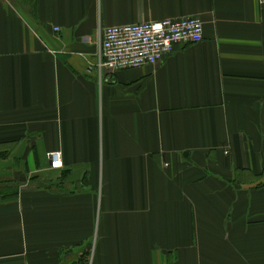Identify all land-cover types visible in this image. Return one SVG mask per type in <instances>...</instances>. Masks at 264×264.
<instances>
[{"label": "crops", "instance_id": "1", "mask_svg": "<svg viewBox=\"0 0 264 264\" xmlns=\"http://www.w3.org/2000/svg\"><path fill=\"white\" fill-rule=\"evenodd\" d=\"M185 16L202 41L100 65ZM0 264H264V5L0 0Z\"/></svg>", "mask_w": 264, "mask_h": 264}, {"label": "built area", "instance_id": "2", "mask_svg": "<svg viewBox=\"0 0 264 264\" xmlns=\"http://www.w3.org/2000/svg\"><path fill=\"white\" fill-rule=\"evenodd\" d=\"M259 2L264 5V0ZM203 38L204 23L198 16L112 25L102 34L100 65L111 71L155 65L177 44L198 43ZM47 156L51 167L63 165L61 151Z\"/></svg>", "mask_w": 264, "mask_h": 264}]
</instances>
